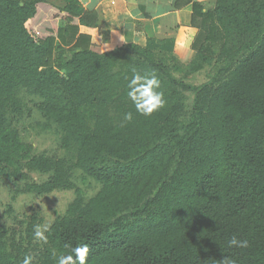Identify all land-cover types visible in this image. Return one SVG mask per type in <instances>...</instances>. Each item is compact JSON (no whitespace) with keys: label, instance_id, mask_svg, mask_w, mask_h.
<instances>
[{"label":"trees","instance_id":"obj_1","mask_svg":"<svg viewBox=\"0 0 264 264\" xmlns=\"http://www.w3.org/2000/svg\"><path fill=\"white\" fill-rule=\"evenodd\" d=\"M189 4L203 37L184 63L173 37L102 51L80 31L100 21L82 0H0V177L46 175L25 183L29 194L75 190L46 244L0 227V264L29 254L57 264L82 246L87 264H264V0L173 9ZM206 68L203 82L187 79ZM133 69L160 81L165 106L149 117L128 99ZM29 104L63 157L24 141ZM74 170L100 184L93 196L75 187ZM233 236L249 247L229 248Z\"/></svg>","mask_w":264,"mask_h":264},{"label":"rangeland","instance_id":"obj_2","mask_svg":"<svg viewBox=\"0 0 264 264\" xmlns=\"http://www.w3.org/2000/svg\"><path fill=\"white\" fill-rule=\"evenodd\" d=\"M60 6L62 0H47ZM43 10V9H42ZM42 11L46 13V8ZM181 33H179L180 35ZM176 56L184 63L190 61L195 52V46L200 44L202 33L197 30L184 31L181 34ZM146 40V38H145ZM208 68L190 75L187 79L192 83H200L206 80ZM30 112L20 121L19 128L22 131L24 141L32 146L35 153H46L55 157H63L65 151L60 148L57 134L43 127V120L33 106L29 104ZM46 175L37 172H27L25 180L14 181L0 177V227L6 228L15 242H27L30 240L32 248H36L40 241L30 239V226L51 224L57 216L65 213L67 205L75 197L74 188L67 190H55L46 195H36L22 192L26 182L42 181ZM75 187L82 190L84 197L93 196L100 184L84 177L78 170H74L72 179Z\"/></svg>","mask_w":264,"mask_h":264},{"label":"crops","instance_id":"obj_3","mask_svg":"<svg viewBox=\"0 0 264 264\" xmlns=\"http://www.w3.org/2000/svg\"><path fill=\"white\" fill-rule=\"evenodd\" d=\"M176 0H82L88 9L99 12V26H80V31L91 35L102 51L124 43L145 44L147 36L173 37L174 52L184 31L196 30L191 26V5L173 9ZM210 2L211 0H195ZM179 33H181L179 35ZM181 41V40H180Z\"/></svg>","mask_w":264,"mask_h":264},{"label":"clouds","instance_id":"obj_4","mask_svg":"<svg viewBox=\"0 0 264 264\" xmlns=\"http://www.w3.org/2000/svg\"><path fill=\"white\" fill-rule=\"evenodd\" d=\"M133 73V76L127 84L128 99L132 102L138 114L149 117L165 106L163 93L158 91L160 88V81L155 74H140L136 72L135 69H133ZM124 119L125 121H131L133 119L132 113H126ZM49 228V224L34 226V239L46 244L48 237L45 233L49 231ZM227 245L229 248L245 249L249 247V241L233 236L227 241ZM87 255V246L76 247L72 249L71 254L59 255L56 258L57 264H87ZM33 259L34 257L32 255H26L22 260V264H32ZM222 264H236V261L225 256L222 259Z\"/></svg>","mask_w":264,"mask_h":264}]
</instances>
